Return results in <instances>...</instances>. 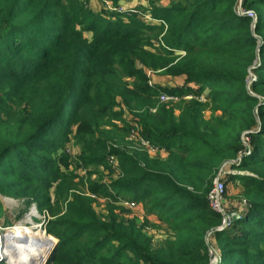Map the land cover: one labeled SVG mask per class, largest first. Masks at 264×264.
<instances>
[{
    "label": "trees",
    "instance_id": "16d2710c",
    "mask_svg": "<svg viewBox=\"0 0 264 264\" xmlns=\"http://www.w3.org/2000/svg\"><path fill=\"white\" fill-rule=\"evenodd\" d=\"M187 1L152 4L148 21L134 12L89 23L93 55L107 60L103 70L93 63L92 89L84 37L60 15L71 0H0V195L58 215L47 230L57 238L51 264H208V234L218 264H264V0L242 4L256 15L260 41L251 19L233 11L236 0ZM47 22L62 26H41ZM153 41L156 55L146 49ZM53 51L61 55L57 72L43 79ZM147 69H163L182 85H149ZM166 94L190 97L178 116L157 103ZM203 106L220 115L205 119ZM135 125L149 145L165 149L163 158L113 148ZM73 127L81 145L75 161L116 172L117 182L90 183L83 193L74 186L77 175L59 169L65 156L57 142ZM221 167L228 168L221 179L242 183L247 202L227 227L208 204ZM93 196L109 203L105 216L94 211ZM121 200L140 204L168 237L154 245L146 221L113 211Z\"/></svg>",
    "mask_w": 264,
    "mask_h": 264
},
{
    "label": "rangeland",
    "instance_id": "374dc122",
    "mask_svg": "<svg viewBox=\"0 0 264 264\" xmlns=\"http://www.w3.org/2000/svg\"><path fill=\"white\" fill-rule=\"evenodd\" d=\"M72 2L67 3L64 7L61 8L64 13H60L62 17L67 18L72 23H74L75 30L81 31L82 36L84 37L85 41V51L83 54L84 62L87 63V65L90 66V73H86L87 77L90 78L92 81L90 86L93 89V63L98 64V67L100 70H103L105 68V63H107V60L104 59L105 55H97L95 52V56L93 55V38L94 33L92 29H88V24L93 22V20L99 18H107L109 19L111 16L114 15L124 17V14H131L134 13L132 11H135L138 18H141L144 21H148V19L151 18V11L150 6L153 5H159V6H165L169 5L172 2L177 3L181 6L184 4H187L189 1L187 0H118L116 4H114L113 0H71ZM75 1V5H74ZM66 3V2H64ZM143 4L144 6L140 5ZM243 0H236L233 6V11L238 16H246L251 19L250 26L252 29V36L258 40V37L254 33L255 29V23H256V15L251 12V10H246L243 7ZM120 7L123 9V13H119ZM51 12H57L56 9L50 10ZM125 11V13H124ZM251 12V14H249ZM69 13V15H68ZM87 14V16L84 18L83 14ZM83 21V24L79 25V21ZM101 23V22H100ZM98 24V23H97ZM42 27H49V28H58L59 26H62L60 23H54V22H47L41 25ZM56 30V29H55ZM48 35L55 34L54 31L50 30ZM260 41V40H258ZM43 46V45H42ZM159 44L155 43L153 41V47L146 48L149 50V52L153 55H156L159 50ZM64 49V48H63ZM65 52V51H63ZM176 55H182L183 52H175ZM60 51H53V57L50 58V64L49 66L44 65V68L42 70L41 78H53L54 74L57 72L55 65H57L58 61L60 60ZM46 62V61H45ZM84 66V65H83ZM147 77H148V84L149 82L154 85L162 86L163 88L167 89H173L180 87L182 85V81L176 78H170L166 76L163 69L158 70H152L147 69ZM90 74V75H89ZM252 80L255 79V77L251 74L249 75ZM103 79L106 80V82L111 83L110 77L104 76ZM127 82L131 84L132 80L127 79ZM104 83V80L101 82ZM89 95H93L91 92H89ZM168 99H161L157 96V103L159 105L165 106L166 109H171L174 112L175 116H178L179 111L178 108L180 106L181 102H186L189 100L190 97H184L183 99H179L175 96L171 95H165ZM201 98H199L200 100ZM117 103L123 106L121 101L119 99H116ZM183 100V101H181ZM119 107H114V110L116 112L120 111ZM123 115L126 117L130 115L132 116L131 111H129L127 108L123 109ZM220 113L217 111L212 110L208 106H203L202 116L205 119H208L213 116H219ZM118 126L121 127V124L118 123ZM137 125L133 126L135 128V133L133 135H128L126 138L123 139L122 142H119L117 144L113 145V148H116L120 150L123 153H126L128 155L132 154H140L142 152H147L149 158L151 159H160L165 156L164 151L165 149H159L155 150L154 152L149 149L147 151L146 147L142 145L140 142V131L139 128L136 127ZM107 129V128H104ZM59 151L65 156V159L63 161L57 162V165L60 170H63L67 173L74 172L77 175V178L74 179V186L77 190L87 193L89 184H100V183H115L118 181V176L116 172H109L108 169H104L98 164H88L87 166H81L79 162L75 161L78 156H80V144L77 141V137L75 136L74 127L71 129H68L64 132V135L62 138L57 142ZM114 165L116 158L113 157L112 159H109V163ZM108 163V164H109ZM227 167L223 170L226 172ZM225 184V190L222 196V208L224 212L227 214L228 212H237L238 214H242L244 206L247 204L246 200L241 196L243 191V185L238 180L232 181L228 178L225 180L221 179ZM23 190V189H21ZM50 198V203L52 206H56L55 200L53 198V193H48ZM0 203L3 207L1 214H0V234H5L6 229L12 227L13 224L16 222H19L21 220H28V224L31 223H37L39 228L42 229L43 232H45L47 235H50L47 233V230L51 228V226L54 225V221L56 220L57 216H51L49 213L44 210L42 212H39V209L35 203L26 202L24 198L20 196H11V195H0ZM109 203L103 198L94 197L93 196V209L98 215L105 216L107 214V206ZM124 204V203H123ZM123 204L115 203L113 205L114 209L113 211L123 216V218L127 219H133L136 223L140 224L144 221H146V226H144V232L150 236L153 239L154 245L159 244L160 242L164 241L168 235L169 231L166 229V227L160 223L159 221L155 220V216L149 215L146 216L144 214V211L142 210V207L140 204L136 205L133 208H127ZM57 206H60V202L57 203ZM8 223V225H4ZM33 232L36 235H41L42 231ZM52 236V235H51ZM54 237L55 241H57V238ZM54 241V242H55ZM207 242V254L209 256V262L208 264H218L219 258L216 256V248L217 243L215 242V239L211 234H208L206 237ZM221 240H218V243L221 244ZM48 258V257H47ZM46 258V259H47ZM46 261V260H45ZM45 263V262H44ZM0 264H8L7 260L3 257H0ZM47 264H51V261ZM220 264V262H219Z\"/></svg>",
    "mask_w": 264,
    "mask_h": 264
},
{
    "label": "bare ground",
    "instance_id": "6f19581e",
    "mask_svg": "<svg viewBox=\"0 0 264 264\" xmlns=\"http://www.w3.org/2000/svg\"><path fill=\"white\" fill-rule=\"evenodd\" d=\"M21 220L0 234V257L8 264H44L48 257L54 237L47 235L37 223L28 224ZM42 231L41 235L33 233Z\"/></svg>",
    "mask_w": 264,
    "mask_h": 264
},
{
    "label": "built area",
    "instance_id": "2783aa9c",
    "mask_svg": "<svg viewBox=\"0 0 264 264\" xmlns=\"http://www.w3.org/2000/svg\"><path fill=\"white\" fill-rule=\"evenodd\" d=\"M118 12L123 13V9L120 7ZM132 12H135V11H132ZM124 13H125V11H124ZM249 14H251V12H249ZM148 20H150V19H148ZM149 85H152V84L149 82ZM160 98L161 99H168L167 96H165V95H161ZM140 142L142 143L143 146L146 147L147 151H149V149H150L151 151L154 152L155 150L159 151V149H162V148H158L157 146L154 147V146L149 145V143L146 140H143L142 138H140ZM221 168H222V170L220 169L219 175L214 179L213 186H212V188L208 194V204L213 211L218 212L223 216L222 227H227L230 225L231 221L227 220L226 213L224 212V210L221 206L222 205L221 204L222 199H223L222 196H223V193L225 190V184L221 180V176L226 173L223 170L224 167H221ZM119 203L120 204L124 203L123 205L126 206L127 208L135 207V205L130 201L121 200V202H119Z\"/></svg>",
    "mask_w": 264,
    "mask_h": 264
},
{
    "label": "water",
    "instance_id": "95a60500",
    "mask_svg": "<svg viewBox=\"0 0 264 264\" xmlns=\"http://www.w3.org/2000/svg\"><path fill=\"white\" fill-rule=\"evenodd\" d=\"M221 170H222V168H221ZM226 218H227L228 221H234V220L239 218V214L237 212H228L226 214ZM56 243H57V241L53 242L52 249H51V251H50V253L48 255V258L46 259L44 264H47L50 261V259L52 257V254H53V250H54V248L56 246Z\"/></svg>",
    "mask_w": 264,
    "mask_h": 264
},
{
    "label": "crops",
    "instance_id": "0c3cea01",
    "mask_svg": "<svg viewBox=\"0 0 264 264\" xmlns=\"http://www.w3.org/2000/svg\"><path fill=\"white\" fill-rule=\"evenodd\" d=\"M140 5L144 6L143 4H140Z\"/></svg>",
    "mask_w": 264,
    "mask_h": 264
}]
</instances>
